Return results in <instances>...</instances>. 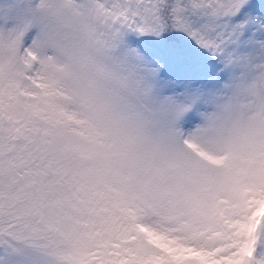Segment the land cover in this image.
Segmentation results:
<instances>
[{"label": "snow or ice", "instance_id": "obj_1", "mask_svg": "<svg viewBox=\"0 0 264 264\" xmlns=\"http://www.w3.org/2000/svg\"><path fill=\"white\" fill-rule=\"evenodd\" d=\"M0 264H264V0H0Z\"/></svg>", "mask_w": 264, "mask_h": 264}]
</instances>
